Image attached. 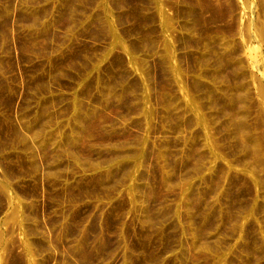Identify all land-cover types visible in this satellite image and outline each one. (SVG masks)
<instances>
[{
  "label": "rangeland",
  "instance_id": "obj_1",
  "mask_svg": "<svg viewBox=\"0 0 264 264\" xmlns=\"http://www.w3.org/2000/svg\"><path fill=\"white\" fill-rule=\"evenodd\" d=\"M0 264H264V0H0Z\"/></svg>",
  "mask_w": 264,
  "mask_h": 264
}]
</instances>
